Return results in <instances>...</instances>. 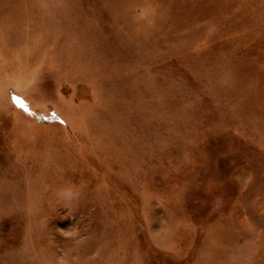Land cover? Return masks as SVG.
I'll return each instance as SVG.
<instances>
[{"label":"rangeland","instance_id":"rangeland-1","mask_svg":"<svg viewBox=\"0 0 264 264\" xmlns=\"http://www.w3.org/2000/svg\"><path fill=\"white\" fill-rule=\"evenodd\" d=\"M0 264H264V0H0Z\"/></svg>","mask_w":264,"mask_h":264}]
</instances>
